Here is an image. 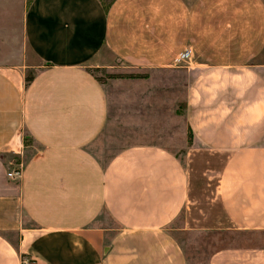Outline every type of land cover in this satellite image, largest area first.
<instances>
[{
	"label": "crops",
	"instance_id": "1",
	"mask_svg": "<svg viewBox=\"0 0 264 264\" xmlns=\"http://www.w3.org/2000/svg\"><path fill=\"white\" fill-rule=\"evenodd\" d=\"M92 70L146 75L112 82L136 143L106 164ZM22 258L264 264V0H0V264Z\"/></svg>",
	"mask_w": 264,
	"mask_h": 264
},
{
	"label": "rangeland",
	"instance_id": "2",
	"mask_svg": "<svg viewBox=\"0 0 264 264\" xmlns=\"http://www.w3.org/2000/svg\"><path fill=\"white\" fill-rule=\"evenodd\" d=\"M27 3H28V0H27ZM19 25L20 23L17 24V26ZM14 43H16V39L14 40ZM25 51L26 53H28L27 49ZM90 72L94 75L95 78L100 80L101 84H103L106 87L108 91L109 100L111 103V106H110L111 111H110V118L108 120V125L106 126L104 132L96 140V142L94 143V146H92L91 148V151L98 157V159L103 164H106L109 158L114 153H116L119 148L121 149L126 145H131V144L136 143V141H133L132 139V134L135 132L136 128L131 129V127L127 126L129 123V120L127 121L115 120L117 113H119L118 111L120 109L122 110L123 107H121L122 103H120L119 101V98L121 95L116 90V88H114L113 86L114 84H112V82H115L116 80H120V79L123 80V79H129V78L114 79V78H111V76H123V77L132 76L136 78L137 77L144 78L146 77V75L138 74V73H129V72H126V70H121V71L120 70H92ZM33 73H34V70H28L26 75H32ZM181 109L182 108L180 105L179 114L182 113ZM25 143L29 144L30 142L26 140ZM182 236L183 235L179 236V240L184 243V246H186V240H188L189 238L187 237L185 238V235L183 237ZM187 253L190 259L193 260V258L191 257L190 248L188 247H187Z\"/></svg>",
	"mask_w": 264,
	"mask_h": 264
},
{
	"label": "trees",
	"instance_id": "3",
	"mask_svg": "<svg viewBox=\"0 0 264 264\" xmlns=\"http://www.w3.org/2000/svg\"><path fill=\"white\" fill-rule=\"evenodd\" d=\"M32 0H28V3H30ZM100 4L102 5L103 9L107 12V10L111 7V5L116 1V0H98ZM111 78L118 79V78H133L132 76H111ZM33 76L32 75H26L25 76V84L26 86L32 81ZM97 79V78H96ZM98 82H100L99 79H97ZM101 83V82H100Z\"/></svg>",
	"mask_w": 264,
	"mask_h": 264
},
{
	"label": "built area",
	"instance_id": "4",
	"mask_svg": "<svg viewBox=\"0 0 264 264\" xmlns=\"http://www.w3.org/2000/svg\"><path fill=\"white\" fill-rule=\"evenodd\" d=\"M21 170L15 171L13 173H9L8 177H20ZM20 264H30V261L27 258H22Z\"/></svg>",
	"mask_w": 264,
	"mask_h": 264
}]
</instances>
